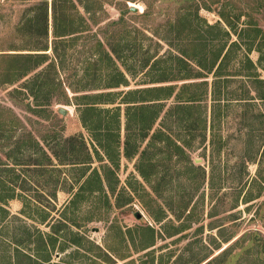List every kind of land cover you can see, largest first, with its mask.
<instances>
[{
  "label": "rangeland",
  "instance_id": "obj_1",
  "mask_svg": "<svg viewBox=\"0 0 264 264\" xmlns=\"http://www.w3.org/2000/svg\"><path fill=\"white\" fill-rule=\"evenodd\" d=\"M61 1L56 2L60 6L59 12L69 19L66 26L88 28L76 42L66 37L56 49L59 56L50 51L51 59L57 63L55 69L49 70L47 64L40 68L44 74L40 81L43 86L39 101H46L48 87L52 85V106L48 108L62 118L64 136L83 134L86 139H90L82 127L75 106L65 102L64 90L71 97L73 93L70 87L97 90L109 84L106 80H83L88 65L97 59L92 55L97 42L94 38L96 34L113 56L114 67L129 78L127 87L120 86L108 91L170 84L180 86L203 80H167L158 83L160 79L173 77L170 62L164 61L168 60L174 47L161 36L168 35L167 24L176 17L180 7L177 0H127L130 11L125 14L121 12L124 0H109L112 3L96 0L91 13L86 10L84 3L90 6L92 0H72L76 7L66 1L60 4ZM203 1L207 2L211 11L202 9L200 14L211 24L220 20L217 13L223 9L235 13H251L257 27L263 31L255 45L262 47L264 55V6H259L258 0ZM36 2L0 0V264H16L13 263V257L18 248L23 253H34V250H29L36 249L34 244L27 241L29 232L33 239L40 231L48 242L49 237L54 239L52 243L56 240V247L51 252V264H140V258L147 251H139L143 238L136 231L139 227L155 228L156 246L153 248L157 249V255L172 252L175 257L184 254L186 260L193 252L198 258L211 253L217 255L245 233L259 231L264 235V101L258 96L264 92V84H256L240 75L245 72L240 70L239 57L228 65L230 83L223 89L232 92L235 98L246 100H230L221 104L220 111H215L212 95L205 96L200 105H195L190 111L192 118L187 126L192 129V133L178 130L173 119L166 122L176 134L184 138L188 147L186 155L179 158H159L155 171L164 180L157 193L140 177L136 168L138 156L132 159L122 156L116 172L118 182L116 177L111 176L116 186L115 193L108 191V198L106 194L96 193L87 200L72 204L73 194L78 192L80 185H74L73 193H69L73 182L67 170L58 173L54 167H48L45 175L41 172L43 168L34 165L39 160L38 154H11L16 143L27 138L26 131L39 137L40 131H44L46 125H51L49 120L31 116L26 111L28 104L35 103L25 86L34 73L15 84L7 83L14 67L10 55L29 53L37 41L35 37L16 34L26 10ZM56 2L48 0L50 30L46 43L50 48L55 43L53 19ZM132 4L138 8L137 12L131 11ZM80 17L84 20L79 21ZM71 19H75L74 23ZM233 40H237V37L233 36ZM112 48L121 51L120 58L114 55ZM249 57L258 64L260 53L253 51ZM107 65L105 61L102 66L106 69ZM116 69L114 73H117ZM259 72L261 79H264V71L259 68ZM212 80L210 76L209 81ZM55 82L60 85H54ZM204 88L189 91L203 93ZM173 104V99L167 102V105ZM61 108L68 111L67 115L59 113ZM12 112L19 118H14ZM125 121L123 117L122 142L126 135ZM163 122L165 114H162L155 129ZM203 123L207 124L205 131ZM148 141L142 144L143 148ZM54 143L52 141L50 145ZM8 154L13 156V160L17 159L24 164L16 165L12 159H7ZM103 163H108V160L105 159ZM101 165L95 160L92 169L98 168L102 172ZM57 179L61 180L60 185L64 188L55 191L52 185H55ZM55 192L57 197L53 196ZM13 193L17 198H10ZM248 197H252V200L249 201ZM127 202L129 204L117 206L118 203ZM25 205L34 217L22 214ZM49 213L48 221L41 223L43 216ZM154 213L164 217L161 224L154 221ZM137 214L142 217L138 218ZM182 223H191V226L180 235L165 237L163 225L178 227ZM128 229L132 230L133 240L126 235ZM121 231L126 239H123ZM76 234L84 238L85 248L78 249L71 244ZM184 234L187 236L178 240ZM233 236L236 237L229 244L222 242ZM63 244L68 247L65 251L60 249ZM218 244L223 248L220 252L215 249ZM246 245L247 239L239 242L232 250H242ZM77 249L81 254H77ZM40 253L46 255L45 250ZM252 258L253 255L246 252L240 264H255ZM228 260L230 255L226 257Z\"/></svg>",
  "mask_w": 264,
  "mask_h": 264
},
{
  "label": "trees",
  "instance_id": "obj_2",
  "mask_svg": "<svg viewBox=\"0 0 264 264\" xmlns=\"http://www.w3.org/2000/svg\"><path fill=\"white\" fill-rule=\"evenodd\" d=\"M63 1L70 2L73 7H76L72 0H62L60 4H63ZM95 2L97 1L92 0L90 6L84 3L89 13L93 12L91 9ZM107 2L112 3L109 0ZM258 2L259 6H264V0H258ZM176 3L181 8L179 7L176 17L167 24V37L161 36L169 42L170 46L174 47V50L169 53L168 60L164 61L170 62L169 66H171L173 77L171 79H160L158 83L168 82L167 80L171 82L191 79L203 80L184 83L180 86L170 84L130 89L128 91H108V89L120 86L127 87L129 78L124 72L118 71L114 67L115 60L113 56L104 46V42L98 39L97 34L94 35L97 42L93 47L92 55L97 59L91 61L88 65L83 80L88 79L92 82L106 80L109 84L106 88L97 90L70 87L73 93L71 97L64 90L65 102L75 106L82 127L88 132L90 139H86L83 134L70 137L64 136V125L61 124L63 123L62 118L48 108L52 106V85L48 87L46 101H39V94L43 86L40 81H42L44 74L40 68L45 64H47L46 66L49 70L57 67L55 59H51L49 55L50 51L56 52V56H59L56 49L66 37H70L72 42H76L80 38V34L87 31L88 28H68L66 22L69 19L65 17V14L59 12L58 8L60 6H57L56 2L53 19L55 43L50 48L48 43H46L50 30L48 0H37L36 3L26 10L23 21L17 26V35L35 37L37 41L33 45L34 49L29 50V53H14L10 55L14 61V67L11 69L7 83L15 84L17 81L34 73L25 86L30 95L34 97L35 103L33 105L31 103L28 104L26 111L31 116L49 120L51 125H46L44 131H40L38 134L39 137L35 136L31 131H26L27 138L16 143V147L11 154L14 156L31 152L32 154H38L40 156L39 160L34 165L43 168L41 172L45 175L48 172L45 169L48 167H54L58 173H63V170H67L71 174L73 182L71 189H74V185H80L78 192L73 194L72 204L87 200L96 193L106 194L107 198L108 191L115 193L116 186L113 185L111 176L116 177L122 156L127 159L138 156L136 168L140 177L157 193L164 180L155 171L159 158L169 160L176 157L179 158L186 155V147H188L184 138L180 134H176L174 129L166 122L173 119L178 130L192 133V129L187 126L192 118L190 111L196 107L195 105H200L205 96L212 95V100L215 102V111L217 109L220 111L222 108L221 104H225V102L230 100H246L244 98H235L236 95H233L232 92L224 90L230 83L229 78L231 75L227 74L228 65L238 57V63L242 67H240V70L245 72V74L240 73V75L253 80L256 84H264V79H261L259 72V68L264 71V65H262L264 55L262 47L255 45L257 39L262 36L263 31L257 27L251 13H235L223 9L217 13L220 20L211 24L200 14L202 9L211 11V7L206 1L177 0ZM122 5L121 12L123 14L129 13L130 8L127 0H124ZM243 18H246V20L242 21ZM78 20L83 21L84 19L80 17ZM73 21L75 19H71L72 23H74ZM233 36H236L237 40H233ZM118 45L120 46L121 43H118ZM112 51L114 55L120 58V50L112 48ZM253 51L260 53L258 64H255L249 57ZM105 61L108 62L106 69L102 66ZM145 66L143 65V67ZM114 69H116L117 73H114ZM92 71H94L93 74ZM210 76L213 78L212 81H209ZM56 84L60 85L55 82L54 85ZM203 86L205 87L203 93L189 91ZM258 96L264 101V92L259 93ZM172 99L174 104L167 105V102ZM12 114L14 118H19L15 112H12ZM162 114H165V122L155 129V125ZM123 117L126 119L124 142L121 139ZM58 126H60L59 130H56ZM212 128H214L213 124ZM206 129L207 124L203 123V130L205 131ZM147 140L149 141L143 148L142 144ZM52 141L55 142L54 145H50ZM136 141L138 142L137 145ZM12 158V155H7V159ZM105 159L108 160V163H103ZM95 160L102 164V172L98 168L92 169V164ZM13 161L18 166L24 164L17 159ZM63 181L66 180L64 179ZM116 181L118 182L117 177ZM60 183L61 180L57 179L55 185H52L55 191L64 188ZM73 189L69 190V193H73ZM53 196L57 197L56 192ZM10 198L15 199L17 196L13 193ZM248 199L250 201L252 197H248ZM24 201L27 203L26 199ZM127 204L129 202L118 203L117 206L121 207ZM4 212H7V210L4 209ZM22 214L28 217L33 216L27 210V205H25ZM152 216L158 224L164 221L162 215L154 213ZM49 217L50 213L43 216L41 221H39L45 223ZM190 224L182 223L178 227L165 224L162 228L164 234L166 233L165 237L172 238L187 231L191 226ZM73 225L80 226L77 223H73ZM136 231L143 236L139 251H147L140 258V264H240V260L246 252L253 255L252 259L255 264H264V235L259 231L243 234L234 241V245L227 246L224 250H222L221 244H218L215 249L219 252L222 251L217 255L211 253L198 258V255L193 252L187 260L184 254H179L175 257L172 252L157 255V249L153 248L156 246V230L154 227H139ZM121 234L123 235L122 231ZM126 235H129L130 239L133 240L132 230L128 229ZM185 236L187 235H182L178 240ZM235 237L224 239L222 242L229 244ZM49 238L50 242L39 231V235L33 239L29 232L27 241L30 244H34L36 248L29 250L32 252L34 250V253H23L22 249L18 248L16 249L15 257H13V263L51 264V252L56 247V240L52 243L54 239ZM123 239H126L125 235H123ZM245 239H247L248 245L242 247V250L233 252L232 249L239 242L245 241ZM83 240V237L76 234L71 239V244L78 247V249L85 248ZM20 245L22 246L23 243ZM67 248L63 244L60 249L65 251ZM43 250H45L46 255L40 253ZM76 252L81 254L79 250ZM228 255H230V260L226 261Z\"/></svg>",
  "mask_w": 264,
  "mask_h": 264
},
{
  "label": "water",
  "instance_id": "obj_3",
  "mask_svg": "<svg viewBox=\"0 0 264 264\" xmlns=\"http://www.w3.org/2000/svg\"><path fill=\"white\" fill-rule=\"evenodd\" d=\"M131 11H133V12H137V11H138V8H137L136 6H131ZM59 113L62 114L63 116H65V115H67L68 111H67L66 109H64V108H61V109L59 110ZM196 162H200V161L197 160ZM137 217H138V218H141L142 215L137 214ZM97 230H98V229H97Z\"/></svg>",
  "mask_w": 264,
  "mask_h": 264
},
{
  "label": "bare ground",
  "instance_id": "obj_4",
  "mask_svg": "<svg viewBox=\"0 0 264 264\" xmlns=\"http://www.w3.org/2000/svg\"><path fill=\"white\" fill-rule=\"evenodd\" d=\"M133 5V4H132ZM134 6V5H133Z\"/></svg>",
  "mask_w": 264,
  "mask_h": 264
}]
</instances>
